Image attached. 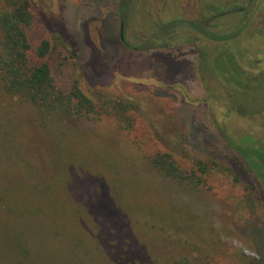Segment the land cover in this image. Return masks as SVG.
Masks as SVG:
<instances>
[{"label": "rangeland", "instance_id": "1", "mask_svg": "<svg viewBox=\"0 0 264 264\" xmlns=\"http://www.w3.org/2000/svg\"><path fill=\"white\" fill-rule=\"evenodd\" d=\"M204 1L212 0H139L127 36L135 42L158 20L197 18ZM33 4L32 42L51 41L58 88L79 77L90 97L133 98L143 111L128 129L107 115L42 117L0 76V264H264V180L234 147L259 159L264 174V113L239 116L232 99L204 102L198 43L128 50L118 0ZM59 50L73 56L66 67ZM150 121L168 135L153 134ZM156 150L185 168L200 159L219 167L193 187L158 176L147 159Z\"/></svg>", "mask_w": 264, "mask_h": 264}, {"label": "trees", "instance_id": "2", "mask_svg": "<svg viewBox=\"0 0 264 264\" xmlns=\"http://www.w3.org/2000/svg\"><path fill=\"white\" fill-rule=\"evenodd\" d=\"M137 1L118 0L120 39L128 50H168L182 43H198L197 71L206 93L204 102L210 105L214 99H220L224 107L225 100L232 99L234 111L239 116L264 113V0H246L230 6L218 4L215 0L204 1L207 4L204 3L197 18L174 16L158 20L153 29L136 35L134 42L127 35L132 29L131 11ZM37 20L33 0H0V76L5 90L37 106L42 117L97 120L107 115L114 117L121 127L131 128L135 113L143 111L138 100L102 93L90 97L81 88L79 77L67 92L56 86L49 60L53 50L51 41L44 39L37 45L32 42ZM55 53L61 67H66L73 59L64 50ZM237 94L247 97L237 99ZM250 101L251 104L246 103ZM149 124L153 134L168 135L162 131L161 125L151 121ZM223 129L221 127L220 131L228 145L233 146ZM234 147L264 180L260 160H248V151L240 145ZM256 156L259 158L258 154ZM147 159L158 176L189 183L193 187L204 183L206 175L219 167L214 160L208 163L200 159L185 168L171 151L156 150ZM101 232L99 228L97 238ZM123 232L119 230L115 235L121 237ZM26 257L29 258V253Z\"/></svg>", "mask_w": 264, "mask_h": 264}]
</instances>
